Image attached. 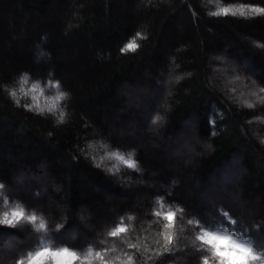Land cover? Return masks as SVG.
<instances>
[{
  "label": "trees",
  "instance_id": "1",
  "mask_svg": "<svg viewBox=\"0 0 264 264\" xmlns=\"http://www.w3.org/2000/svg\"><path fill=\"white\" fill-rule=\"evenodd\" d=\"M241 5L264 7V0H0V183L10 200L47 217L53 238L81 255L89 246L96 251L115 246L106 258L126 259L128 253L135 257L133 264H201L210 253L197 251L199 242L192 246L196 233L186 222L192 217L223 221L221 210L238 222L235 230L250 231L264 242V124L257 122L264 118V103L251 95L255 83L264 87V14H209ZM137 31L147 38L137 39L141 46L136 51L121 53ZM222 53L247 63L256 72L254 80L247 79L241 66L223 78L227 71L213 60ZM170 60L181 79L153 116L164 117L159 129L164 142L173 143L191 125L193 135L207 145L204 151L194 147L199 155L190 164L170 149L143 144L144 133L133 137L120 129L139 112L138 106H128L124 87L147 81V76L152 85ZM50 73L68 93L61 103L67 113L63 123H58V112L41 115L25 107L51 106L55 89L42 92L43 84L32 89L37 81L47 83ZM24 74L30 77L27 83L21 80ZM242 91L248 97L240 96ZM255 130L262 138L253 135ZM115 150L135 152L140 172L115 158L101 160ZM113 165L120 171L109 172ZM39 168L46 174L45 193L29 176ZM220 172L239 175L227 191L235 192L240 203L226 196L223 201L204 198ZM56 185L58 192L52 189ZM158 197L164 198L163 209ZM177 205L184 216L165 229L167 221L154 212ZM249 207L254 210L250 217L243 212ZM4 210L0 201V212ZM79 214L90 218L87 226ZM128 216L135 220L129 222ZM121 217L128 231L108 237ZM65 230L74 237L64 236ZM4 237L24 243L7 250L0 264H14L37 244L31 223L0 226ZM129 243L139 244L140 250L128 248ZM161 247L170 251L154 255Z\"/></svg>",
  "mask_w": 264,
  "mask_h": 264
},
{
  "label": "snow or ice",
  "instance_id": "2",
  "mask_svg": "<svg viewBox=\"0 0 264 264\" xmlns=\"http://www.w3.org/2000/svg\"><path fill=\"white\" fill-rule=\"evenodd\" d=\"M213 16L219 15H240L246 17L251 14H264V7L257 6H245L241 5L235 11L228 7H221L216 12L209 13ZM146 34L142 31H137L135 37L125 44L121 49V53L127 51H136L141 45L137 43V39H146ZM264 47V45H261ZM181 77H176V81L179 82ZM239 79V77H237ZM23 83H27L30 80L28 74H24L21 77ZM255 83V82H253ZM43 84L41 91L45 89L51 91L55 89L56 94L52 97V104L47 109L40 108L37 104H28L25 107L29 110L35 108L38 114L43 115L46 111L49 113L58 112V123H63L66 119V111L61 107V103L65 102L68 98V93L63 91L59 81H56L52 74H49V81L44 83L37 81L33 83L32 89L35 90ZM234 91V90H233ZM259 92L264 93V87L259 88ZM11 96L15 97V90L10 91ZM27 95V93H25ZM256 95V93H252ZM35 100V98H33ZM258 102L264 103V97H257ZM19 104V100L15 101ZM247 107H254L253 104H247ZM163 120V117L159 114L153 116L152 123L154 125L159 124ZM215 124V121H211ZM264 143V140L261 141ZM91 147V146H90ZM104 149H110V145L101 144ZM115 158L120 161L122 165L129 169H133L136 172H140V165L135 158V152H121L119 150L108 151L107 155L101 157V160ZM97 166H100L99 164ZM109 172H119L120 168L117 165H113L108 169ZM0 201L3 202V206L7 209L0 212V226H11L24 222L34 225V232L37 236V244L34 250L27 251L26 254H21L14 260V264H92L94 260H98L99 264H115V261H119L120 264H133L135 259L134 255L124 253L122 259L121 256L114 257L112 260L106 258L108 252L116 251L115 246L109 248L104 246L102 251L94 250V246H89L86 252L81 255L80 252L74 249L72 246H66L64 242H61L50 233L48 218L42 214H38L36 210L28 211V206L19 202L11 201L10 196L4 184L0 183ZM164 198L158 197L156 203L160 205L161 209L165 207ZM185 210L180 206L168 207L167 211H156V216H163L167 221L164 225L165 229H171L177 216L181 219L184 216ZM220 215L224 217L223 221H217L214 218L205 219L203 217H192L187 220V225L192 226L193 231L196 233L192 240V246L195 248L197 242L199 247L197 251H204L210 253V255H204L201 257V264H264V242L254 239L250 231L247 230H235L237 221L231 220L228 213H224L221 210ZM127 220L132 222L135 217L128 216ZM125 218L121 217L120 221L114 228L108 231V237H119L122 233L128 231L127 225L124 223ZM227 225V226H226ZM61 225H57V229H61ZM198 229V231H196ZM159 235V234H158ZM164 237H162L163 239ZM169 244L173 242V235L169 234L166 237ZM156 243L159 244V241ZM101 245H105V241L100 242ZM128 248H135L140 250L139 244H128ZM144 251L148 252L147 245L144 246ZM169 248L161 247L154 255L160 256L169 252ZM151 257H149L150 259Z\"/></svg>",
  "mask_w": 264,
  "mask_h": 264
},
{
  "label": "rangeland",
  "instance_id": "3",
  "mask_svg": "<svg viewBox=\"0 0 264 264\" xmlns=\"http://www.w3.org/2000/svg\"><path fill=\"white\" fill-rule=\"evenodd\" d=\"M36 53V51H34ZM214 61L219 62L220 65L226 70L227 72H222V77L227 79L228 73H233L235 70H239V68L244 67L243 70L248 73L247 79H250L251 81L254 80V77L256 75V72L252 70V68L245 62L237 61L230 57L228 54H219L215 57H213ZM243 65V66H242ZM241 66V67H240ZM173 62L170 60L166 69L164 71H158L157 77L154 78V83L151 85L148 82V76L146 77L147 81H143L144 79H140L143 82H140V80L135 81L133 84L127 85L124 87V93L125 97L127 98L128 106H138L139 112L137 113L136 117H138V123L136 120V117L132 118L129 122H127L126 126L120 127L122 129V133H130L133 137L134 134L137 133L136 137L140 134H145L144 142H142L145 145L153 146L155 148H160L164 152H166L168 149L173 151V156L177 159L180 157H184L187 164H190L191 161L196 157V155H199L198 151L194 149V147L200 146V150L204 151L207 149V145L200 143V141L193 135V129H191V125H186L185 127V133L179 135L176 138V141H174L171 144H168V142H164L162 140L160 135V127L162 126L161 121L159 124L154 125L152 123L153 118V111L154 109L162 108L164 106V103L166 102L167 98L170 96V93L172 92V89L174 87V83L176 82V75L173 71ZM238 80V79H236ZM239 82L241 80H238ZM241 83V82H240ZM149 85V86H148ZM241 86L242 83H241ZM256 95H252L256 100L257 97H264V93L259 92V84H254ZM240 96L243 98L248 97L245 92H241ZM251 104V103H247ZM152 111V112H151ZM151 114V115H150ZM163 117V116H162ZM164 119V117H163ZM258 123L264 124V118L257 120ZM119 130V129H118ZM121 132V131H120ZM253 135H258L261 137V132L253 131ZM175 144L177 147H172V145ZM200 143V144H198ZM169 152V150H168ZM237 172V171H236ZM236 172H231L229 174L219 173L216 178L211 179V185L207 188L205 192H203L204 198L208 200V202L212 201H223L222 196H226V199H231L234 203H240L238 201V195L233 193H228V188H231V185L234 180L238 179L239 175H237ZM236 173V174H235ZM31 179H35L38 181V186L40 189H43L42 192L47 191V185H44L46 174L43 170V168H39L38 173H32L29 175ZM218 180V182H217ZM22 180L16 179V185H21ZM45 188H42V187ZM56 186H52V189H57ZM9 191V190H8ZM58 192V190H56ZM52 201V204L56 207H61L59 201ZM251 209V207H249ZM254 210H244L243 212L246 214V216L250 217ZM79 217L85 222V225L87 226V221L90 219L85 214H79ZM238 224V222H237ZM136 226L135 228H137ZM56 230V229H55ZM59 231V230H58ZM74 232L72 230H65L64 236L68 238L74 237ZM82 238H85L84 234L82 233ZM24 243L21 240L15 238V237H4L0 238V259L3 257L4 253L7 250H11L16 248L17 245ZM133 244V243H132Z\"/></svg>",
  "mask_w": 264,
  "mask_h": 264
}]
</instances>
